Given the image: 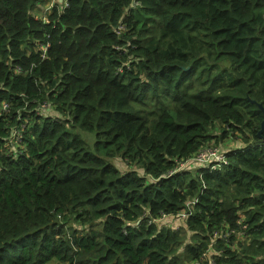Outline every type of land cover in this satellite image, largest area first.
<instances>
[{
  "label": "trees",
  "instance_id": "16d2710c",
  "mask_svg": "<svg viewBox=\"0 0 264 264\" xmlns=\"http://www.w3.org/2000/svg\"><path fill=\"white\" fill-rule=\"evenodd\" d=\"M44 2L0 0V264H264V0Z\"/></svg>",
  "mask_w": 264,
  "mask_h": 264
},
{
  "label": "built area",
  "instance_id": "2783aa9c",
  "mask_svg": "<svg viewBox=\"0 0 264 264\" xmlns=\"http://www.w3.org/2000/svg\"><path fill=\"white\" fill-rule=\"evenodd\" d=\"M7 107H8V106L5 104L3 108L6 110ZM210 158H215L216 161H217V164L212 166L213 169H215V166H216V168H217V167H220L221 164L226 163V157H225L224 155H220V154H218V152H217L216 150H211V149L208 150V151H201V152H199L195 159H196V161H198V162H207ZM192 159H193V158H192ZM192 159H190V160H188V161H186V162L181 163V164L179 165V167L176 169V171L179 170V169H182V168L185 167L187 164L191 163V160H192ZM174 172H175V171H172L171 174L174 173ZM186 215H187L186 213H182V214H181V216H182L183 218H185ZM243 229H246V226H243ZM241 233H242V232L237 233V235L239 236Z\"/></svg>",
  "mask_w": 264,
  "mask_h": 264
},
{
  "label": "rangeland",
  "instance_id": "374dc122",
  "mask_svg": "<svg viewBox=\"0 0 264 264\" xmlns=\"http://www.w3.org/2000/svg\"><path fill=\"white\" fill-rule=\"evenodd\" d=\"M53 3H54V0H45L43 8H44V9H48L50 6H52ZM39 10H40V9H39ZM39 10H37V11H39ZM81 137H82L84 140H87L89 143H90L91 139H93V143H92V147H91V149H92V151H93V144H94V142H95V135L92 134V133H88V132H82V133H81ZM233 146H234V145H232V144H228V147H233ZM119 165H120V167H122V168L124 167V165H123L122 163H120ZM165 222H167L166 219L163 221V223H165ZM179 222H180V219L176 218V219H174V220L171 222V224L174 225V226H177V225L179 224ZM50 264H63V263H58V262H56V261H52Z\"/></svg>",
  "mask_w": 264,
  "mask_h": 264
},
{
  "label": "water",
  "instance_id": "95a60500",
  "mask_svg": "<svg viewBox=\"0 0 264 264\" xmlns=\"http://www.w3.org/2000/svg\"><path fill=\"white\" fill-rule=\"evenodd\" d=\"M259 106L263 109L264 111V108H263V105L262 104H259ZM264 131V120H263V123H262V129L260 132H263Z\"/></svg>",
  "mask_w": 264,
  "mask_h": 264
}]
</instances>
